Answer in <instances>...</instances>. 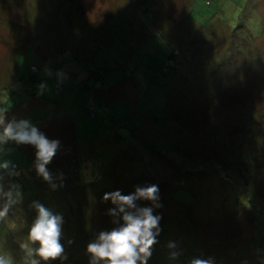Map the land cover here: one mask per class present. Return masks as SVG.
<instances>
[{
    "label": "rangeland",
    "instance_id": "rangeland-1",
    "mask_svg": "<svg viewBox=\"0 0 264 264\" xmlns=\"http://www.w3.org/2000/svg\"><path fill=\"white\" fill-rule=\"evenodd\" d=\"M0 264H264V0H0Z\"/></svg>",
    "mask_w": 264,
    "mask_h": 264
},
{
    "label": "trees",
    "instance_id": "trees-1",
    "mask_svg": "<svg viewBox=\"0 0 264 264\" xmlns=\"http://www.w3.org/2000/svg\"><path fill=\"white\" fill-rule=\"evenodd\" d=\"M175 53H177V51L176 50H173L171 56L168 58V61L165 64L166 65L165 68L161 72L164 71V72H166V74L170 73V66H171V64H174L175 61H176V59H175V56H176ZM31 68H32L31 70H33V71H36L37 70L35 67H31ZM90 75L92 76V78L94 77L93 79L95 81H97V82L99 80H104L105 79V68H103L102 70L96 69V71H91ZM70 76H73L74 77L75 75H72V73H71ZM83 87H85V86H83ZM5 105L6 104H4V106ZM85 109H86L85 112L87 113V115L89 117H91V118H95L96 117V113L95 112L91 113L90 112V109H88V107H86ZM9 111H11V109ZM102 112H104V111H102ZM56 116L63 123L64 116L59 115V114L56 115ZM53 117H54V114H53ZM66 125H67L66 131H69L70 132L71 139L66 142L67 145H65V146L63 145V147H66L67 152L65 150H62L63 147L61 148L62 152H61V150L59 151V153L60 152L63 153V151H65V153H63V155H62V158L64 159V164H66V168H69L68 169V172H67V175H66V177L64 179V181L61 182L62 184H64L65 193L70 192L69 189H70V187H72V180L70 178H68V177L73 176V175L75 176L74 179H77V177H78L76 175V171H77V168H78V162L81 159V154L78 156V153L79 152L80 153L87 152L86 151V147L88 145V143H85L83 145V143L81 142L83 140H80V139H78L76 137V134H75V131H74V126H73V124H72L71 121H70V123H66ZM69 142H70V145H69ZM70 147H71V151L69 152ZM121 156H124V154L123 153L118 154L117 160ZM120 160H121V158L118 161H120ZM13 168H17V165H13ZM10 170H11L10 167L7 168V174L8 175H9ZM11 183L14 186V188H15L16 191H18L20 193H24L26 191L25 185L21 182V180L19 178L12 177L11 178ZM73 187H75V182H73Z\"/></svg>",
    "mask_w": 264,
    "mask_h": 264
},
{
    "label": "crops",
    "instance_id": "crops-1",
    "mask_svg": "<svg viewBox=\"0 0 264 264\" xmlns=\"http://www.w3.org/2000/svg\"><path fill=\"white\" fill-rule=\"evenodd\" d=\"M29 99H27V101H28ZM26 101V100H25ZM22 106V105H21Z\"/></svg>",
    "mask_w": 264,
    "mask_h": 264
}]
</instances>
